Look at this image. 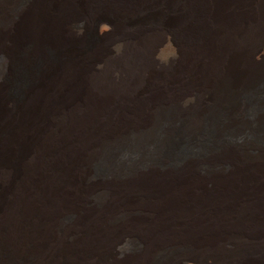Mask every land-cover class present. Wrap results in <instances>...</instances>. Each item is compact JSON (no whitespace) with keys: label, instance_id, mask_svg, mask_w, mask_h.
<instances>
[{"label":"bare ground","instance_id":"6f19581e","mask_svg":"<svg viewBox=\"0 0 264 264\" xmlns=\"http://www.w3.org/2000/svg\"><path fill=\"white\" fill-rule=\"evenodd\" d=\"M258 79L264 0H0V264H264Z\"/></svg>","mask_w":264,"mask_h":264},{"label":"rangeland","instance_id":"374dc122","mask_svg":"<svg viewBox=\"0 0 264 264\" xmlns=\"http://www.w3.org/2000/svg\"><path fill=\"white\" fill-rule=\"evenodd\" d=\"M94 29L95 28H88V30L85 32V34L83 36V40L85 41V43L90 44V43H93V42H99V39H98L97 33H96L98 31H96ZM53 56H54V54L51 55V57H53ZM3 80L5 82L7 81V82H10L11 84H13L12 80H9V78H6L5 77V78L2 79V81ZM256 81H254V83L251 84L252 87L251 86H248L247 87L246 85H244L243 83H241L240 86H242V87H240L241 89L239 88L238 91H237V89L234 90V91L233 90H230L232 92V94H235L234 92L237 91V93H236L237 96L236 95H235V97L233 96L234 99H233V97H230L229 100H228V102H225V100H223L222 103L219 104L220 107L217 106V110L216 111H214V112L211 111V112L205 113L204 119L202 121L203 122V125L201 126V128L199 130V132L202 133V137L200 138V140H198L199 143H205V142L208 141L209 136L212 133V130H213L212 127L214 126L215 121L217 119H219V118H222L223 119V117L225 116V112L226 111L223 108V106L226 105V103H228L229 105L231 103L235 104L234 103L235 100L238 101L239 103H243V101L245 102L247 100L245 102V103H247V104H245L246 111H245V113L240 114L239 117L237 119H235V121H233L231 124L224 126L226 128V132L224 133V137L227 138V139H230V140H233L235 138H239V137H241L243 135H244L245 139H248V138H252L253 137V132L249 131V129H248V128H250V127H252V126L255 125L254 116H253L254 106L252 104L253 103L252 102L253 101V99H252L253 98L252 97V92H254L255 90H258V91H260V90L263 91L264 90V83H263L264 81L263 82H262V80L259 81V79L256 80ZM12 86L15 87V89L17 87L16 84H13ZM244 87L247 88V89H245ZM242 98H243V100H241ZM232 100H234V101H232ZM164 113H166V114H164V116L165 115H169V114L171 116H173V113L174 112L170 111L168 113V111H167V112H164ZM188 113L187 112H184L183 114H185V116H187ZM190 113H192V112H190ZM241 115H242V120H244L245 121L244 123H246V126H244V124L241 123L243 125V127L239 128L238 130L237 129H233V128H229V127H235L236 128V127H238V125H241L240 124V120H238V119H240V116ZM174 116L178 119V121L180 120L179 117H182V116H177V115H174ZM253 123H254V125H253ZM248 124H249V127H248ZM228 128H229L230 131L228 130ZM261 130L264 132V126L261 128ZM248 133H249V135H248ZM155 134H156V132H153L151 134V136H152L151 140H149V138L146 137L143 141L139 142V145L140 146H143L146 149H148V151L150 153H152V152L154 153V151L156 153H159V152L160 153L171 152V150L176 147V145H174L172 143L173 141H176L177 143L179 142V144L177 145L178 147L181 146L182 143L184 142V140L179 136L177 130H175V134H174L175 137L174 138L172 137V138H169V140L161 141L159 143H156L154 141V140H156L158 138V136L155 137ZM256 136H261V135L260 134L258 135V133H257ZM129 143H128V145L126 147L121 146V153L126 152L127 149L128 150L129 149H132V147L134 146V141L132 143H130V144ZM151 155H147V157L150 156L151 158H154L156 156V154H154L153 156H151ZM94 167L97 168V169H99V168H102L103 166H101L100 164H98V162H95ZM190 250L191 249H187V250H184V251L180 250V252L178 251L177 253H175L173 255V257L175 255L178 256L179 254L182 255L183 253H194V251H192V250L190 251Z\"/></svg>","mask_w":264,"mask_h":264}]
</instances>
